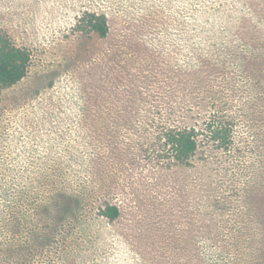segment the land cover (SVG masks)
I'll use <instances>...</instances> for the list:
<instances>
[{
  "label": "rangeland",
  "instance_id": "374dc122",
  "mask_svg": "<svg viewBox=\"0 0 264 264\" xmlns=\"http://www.w3.org/2000/svg\"><path fill=\"white\" fill-rule=\"evenodd\" d=\"M87 11L108 15L107 37L77 29ZM0 32L31 53L28 74L0 91V243H24L12 253L22 264H151L140 256L151 250L118 234L142 227L161 240L198 239L207 260L199 226L207 191L236 206L254 188L264 211V0H0ZM192 45L216 63L233 143L207 161L199 151L195 166L160 171L137 155L148 131L137 120L122 127L119 115L151 109ZM126 140L128 154L113 166ZM46 171L89 193L106 188L123 205L121 219L109 226L87 209L74 222L53 220L42 201L48 190L24 179Z\"/></svg>",
  "mask_w": 264,
  "mask_h": 264
},
{
  "label": "trees",
  "instance_id": "16d2710c",
  "mask_svg": "<svg viewBox=\"0 0 264 264\" xmlns=\"http://www.w3.org/2000/svg\"><path fill=\"white\" fill-rule=\"evenodd\" d=\"M76 27L101 38L107 37L111 31L108 15L96 11L81 15ZM200 50L192 45L185 68L174 75H166L165 82L160 80V88L165 93L158 95L151 109L137 111L134 115L123 110L119 115L122 127L137 120L135 123L148 131L144 135L141 130L144 137L137 155L149 159L160 171L195 166L194 160L199 151L207 161L214 156L216 149L228 151L233 143L235 118L217 103L216 63L212 57L209 60L202 57ZM30 62L29 49L16 45L7 34L0 32V91L21 81L28 74ZM255 83H260V80H255ZM106 114L104 120L109 123L113 117L109 112ZM129 149L126 140L117 152H112L110 158H118V161L112 162L113 166L125 160ZM47 162L44 161V165ZM98 176L103 180L107 176L115 179L109 174ZM24 179L27 187H34V180H37L39 189L48 190V195L43 196V206L57 222L77 221L89 209L110 226L119 221L124 213L121 203L108 198L110 193L106 188L101 187L102 192H99L95 186L89 193L82 189V184L73 188L66 185L68 181L65 175L48 171L36 176L27 175ZM241 193V204L236 206L232 205L230 199L222 202L210 191L203 196L199 226L201 237L209 247L207 260L197 245L198 239L197 244L194 237L185 244L182 239L184 234L179 233L181 238L177 240H174L175 236H169V241L161 240L162 236L159 237L157 233L153 235L150 229L143 227L139 229L141 234L136 236L133 229L130 233L118 234L132 240V245H136L140 253L151 250V257L140 255L146 261L152 260L151 264H263L264 211L258 210V192L254 188L250 191L246 187ZM27 194L30 195L29 192ZM92 197L96 200H91ZM36 198L40 201V191ZM229 213L233 217L227 219ZM24 248V243L11 239L9 243H0V264H22L24 261L15 258L12 253Z\"/></svg>",
  "mask_w": 264,
  "mask_h": 264
}]
</instances>
